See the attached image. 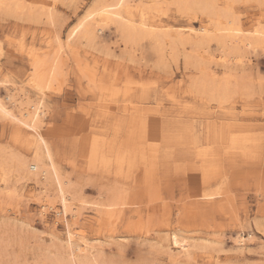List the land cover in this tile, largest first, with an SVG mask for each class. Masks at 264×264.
<instances>
[{
    "label": "rangeland",
    "instance_id": "obj_1",
    "mask_svg": "<svg viewBox=\"0 0 264 264\" xmlns=\"http://www.w3.org/2000/svg\"><path fill=\"white\" fill-rule=\"evenodd\" d=\"M23 1L35 19L0 9V98L9 102L14 89L16 99L36 103L35 63L52 61L99 0ZM144 1L150 22L173 36L214 17L184 15L174 0ZM228 9L243 30L264 27V0L216 1L220 20ZM117 30L108 24L95 41L70 43L44 96L39 133L80 202L77 260L264 264V45L239 50L226 69L216 61L223 49L215 40L198 54L186 46L194 55L187 62L181 55L163 62L149 39L127 41ZM228 72L224 102L195 86L200 75L218 83ZM15 123L0 116V264L64 262L69 249L54 186L24 179L10 162L32 157L31 132ZM109 204V213L95 206ZM173 235L184 248L171 243Z\"/></svg>",
    "mask_w": 264,
    "mask_h": 264
},
{
    "label": "bare ground",
    "instance_id": "obj_2",
    "mask_svg": "<svg viewBox=\"0 0 264 264\" xmlns=\"http://www.w3.org/2000/svg\"><path fill=\"white\" fill-rule=\"evenodd\" d=\"M216 1L217 0H174V3H176L178 6V10L184 15L191 12L194 13V15L201 13L203 16L210 15L211 17L212 15L214 17L212 21L211 19H207L204 22L200 21L199 23L201 24L197 29L192 27L175 28L176 33L173 36V34L167 32L169 31L167 28L157 27L153 24L154 22H150L148 19V12L146 10L150 4L147 6V2L144 0H110V2L99 0L77 23H75L69 29L64 43L58 45L56 56L52 59V61L50 60V62H48L47 60H41L35 63L34 71L29 82L40 95L36 103L31 102L28 97H25L22 100L16 99V94L12 93L14 89H11V94L8 95L9 102H5V100L0 98V116L16 122L18 125L20 124L29 132H31V160L28 161L29 159L26 160L25 158L14 155L12 159H10V162L13 161L16 164L15 170L21 173V176H23L24 179L26 178L34 180L38 184L40 182L41 185H45V183H51L54 186L52 187L55 190L57 202L60 207V212L56 213L58 217L57 220H62V222H64L67 236L66 241L69 249L68 259L64 262L57 261L56 264H84L83 262H79L76 257L77 253L81 251V248L80 250L78 249L79 245H77L75 238V228L77 225L75 221H77L80 216L76 203L80 204V202L74 200L73 195L69 191L70 187H68V180L64 179L62 176L59 167L54 162L48 143L39 133V129L43 124L42 118L45 111L44 109H46L44 104V96L46 95V91L51 88V85L56 80V70L58 68L57 66L59 57L62 56L64 49L70 45V43H79L81 40L93 42L95 41L97 34L102 32L104 26L112 24L120 31L122 38L127 41L135 40L136 42V40L139 39H149L152 43L153 50L159 54L157 55L160 56L161 61L165 58L168 59L166 55L169 56V58L171 57L173 61L181 55L183 56L184 61L187 62L189 61V58L194 55L186 54V46H189L193 53H197L202 46L205 47L209 42L215 40L218 43V46L221 47L220 49H223V53L221 51V55L216 58V61H219L218 63L227 69L229 66L228 63H230V59L234 57V54H238L241 50L256 51L257 48H260L264 45V27L258 26L253 31L243 30L238 19L233 16L231 9H228L229 11L226 12V14L224 12L225 20H220L218 17V10H216L218 14H216L215 11ZM28 3L32 2L28 1ZM155 5L156 3L153 6ZM31 8L30 4H25V1L23 0H0V9L11 16H23L28 19L32 18L31 20H33L36 17H33L35 13L31 11ZM41 9L42 7L40 8V12H42ZM136 12H138V20L136 19ZM220 13H222L221 9ZM160 29H166L167 31ZM57 39L59 42V38ZM202 52L204 53V51ZM241 59L237 58L235 64L238 65L240 63V65H242L243 62ZM163 62L162 64H164ZM191 62H193V60H191L190 63ZM198 63L201 64V61ZM160 64L158 65L162 66ZM224 76L225 77L222 79V81L217 83L216 81L207 80L208 77H211L209 73H206V76L200 75V77H197L196 80L194 79L195 86H197L203 92H207L206 95L209 93L211 96H214V98L220 99L218 102H224V100L227 98V95L231 91V78H233L230 72ZM2 152L3 151L0 150V166H4L3 168L5 169L6 162L5 159L1 157ZM5 173L7 175L6 171ZM44 189L45 188L42 190ZM43 192H45V190ZM204 198L211 199L212 195L205 194ZM45 205L46 204L41 206L43 211L46 209ZM95 206L97 210L105 208L108 213L113 208V205L111 204ZM70 220H74V222H70ZM170 240L171 243L178 248L185 247V243H183L176 235H173ZM80 242L84 246L83 248L89 247L88 244L83 240H80ZM237 242L242 244L243 238L239 237ZM89 248L92 249L91 247ZM91 260L92 261L90 264H101L97 259H95V256Z\"/></svg>",
    "mask_w": 264,
    "mask_h": 264
}]
</instances>
